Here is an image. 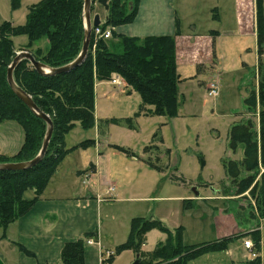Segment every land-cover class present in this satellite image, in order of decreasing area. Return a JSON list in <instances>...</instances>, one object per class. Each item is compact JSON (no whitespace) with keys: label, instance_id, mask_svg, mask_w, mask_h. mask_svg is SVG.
Wrapping results in <instances>:
<instances>
[{"label":"trees","instance_id":"1","mask_svg":"<svg viewBox=\"0 0 264 264\" xmlns=\"http://www.w3.org/2000/svg\"><path fill=\"white\" fill-rule=\"evenodd\" d=\"M141 0H109L110 9L106 11L107 23L102 27H118L133 23ZM85 0H40L29 7L26 21L14 25L5 21L0 25V123L16 120L24 128V143L15 155L0 154V163L24 162L39 153L47 123L37 116L13 91L7 80V71L16 57L14 39L26 36L25 50L31 52L36 60L56 68L74 61L80 54L85 38L84 22ZM95 2V0H94ZM94 2L92 11L94 10ZM21 0H11L13 9L20 7ZM179 33V30H177ZM46 38L47 50L33 49L36 41ZM122 51L111 50L105 39L92 38L90 53L83 64L77 68L56 75L45 76L37 72L28 59L22 60L14 70L16 83L32 96L36 104L54 122V132L44 159L36 166L19 171H0V230L2 238L10 223L28 213L40 199L45 188L64 157L74 148H86L95 140L88 139L76 146L66 148V135L76 125L88 130L96 125L95 83L109 81L113 74L119 75L137 92L143 106H151L152 114L172 117L180 105L177 48L174 36H148L143 42L138 37H122ZM257 38L258 51L264 52V10L263 0H257ZM141 42V43H140ZM95 44V51L92 46ZM94 51V52H93ZM258 89L251 88L244 98L249 112L259 115V127L252 118L234 123L229 131V144L233 151L243 145L241 160L224 161V169L234 187L236 196H247L255 200L257 211L264 223V62H260ZM112 122L118 123L116 118ZM43 129V131H41ZM41 132V133H40ZM118 147V146H117ZM122 149L121 147H118ZM148 164L158 168L153 162ZM29 191L32 197H27ZM187 207L191 206L188 201ZM255 211L253 210V214ZM257 215H252L255 218ZM159 229L166 234L151 251L142 249L146 234ZM261 229L252 235L254 246L249 254L255 253L241 264H264ZM86 236H90L87 234ZM245 236H222L210 242L185 244L182 226L169 229L162 221L152 217L132 219L131 232L127 240L117 246L112 255L104 258L103 264L112 263L116 255L124 250H133L139 255L138 264H189L201 256L214 252H224L230 244ZM22 251L33 255L23 245ZM64 264H86L85 241H68L61 251Z\"/></svg>","mask_w":264,"mask_h":264},{"label":"rangeland","instance_id":"2","mask_svg":"<svg viewBox=\"0 0 264 264\" xmlns=\"http://www.w3.org/2000/svg\"><path fill=\"white\" fill-rule=\"evenodd\" d=\"M247 9L250 12V8ZM97 13L105 18V8L95 0L92 15ZM255 15L254 24L257 22ZM118 27L103 28L111 32L105 40L115 52L122 51V37L128 36L120 32ZM145 38L139 39L143 42ZM225 42L221 53L223 56H220L221 64L212 68V71L198 74L196 68L194 71L181 70L182 76L187 78L178 84L180 105L175 116L166 118L152 113L144 114L140 95L135 91L126 93L122 80L115 77L113 82L120 81V86L112 84L106 88L122 94L117 97L110 95L108 98L98 96L96 125L86 130L77 122L67 133L66 148L88 139H96L97 142L95 140L86 148L78 147L70 151L62 160L63 164L60 163L61 171L66 172L78 165L89 170L92 163L96 164L97 158H105L102 168L105 165L110 170L109 179L115 183L120 199L117 202L108 201L103 208L104 238L110 245L116 242L115 248L124 243L131 232L133 218L129 221L130 216H153L171 230L182 226L185 244L215 240L222 235L223 228L229 230L232 226L229 221L233 218V225L237 224L239 228L224 236L245 235L230 244V247L234 246L240 252L241 260L234 257L238 255L231 256L229 247L224 252L206 254L191 261V264L244 263L252 256H248L244 245L246 240L253 241L252 235H246L252 232L249 231L252 227L261 229L264 257V223L262 217L258 216L260 213L256 201L247 196H236L224 169L225 160H241L244 155L243 145L237 151L230 147L231 126L252 118L259 127L258 110L249 112L244 98L251 88L258 89L257 72L260 62H264V52L259 53L258 39L254 35L240 37L235 34L225 38ZM27 43L26 36L14 40L16 55L20 51H28L24 49ZM48 45V39L42 38L34 43L33 49L40 47L47 50ZM92 48L95 51V44ZM200 60L204 63L205 59ZM196 73L198 77H188ZM212 77L219 78V81L214 79L216 81L209 83V88L212 83L215 84L218 91L216 96L210 95L206 83L200 82ZM113 118L119 122H112ZM1 123H16L24 135V143L25 131L20 123L16 120ZM22 145L12 154H0L15 155ZM148 161L159 167L151 166ZM26 195L32 197L33 192L29 191ZM188 201L190 207L186 206ZM253 210L257 215L255 218L252 217ZM227 213H230L231 218L228 217L227 222H224L223 216ZM165 237V233L153 229L146 234L143 246L151 251ZM127 251H122L123 256L119 257L121 253L116 255L115 259L118 260L115 264L124 263ZM0 253L5 257L10 253L15 258L3 242H0Z\"/></svg>","mask_w":264,"mask_h":264},{"label":"crops","instance_id":"3","mask_svg":"<svg viewBox=\"0 0 264 264\" xmlns=\"http://www.w3.org/2000/svg\"><path fill=\"white\" fill-rule=\"evenodd\" d=\"M39 1L21 0L20 7L13 9L11 0H0V25L5 21H11L14 25L24 24L29 7ZM255 14H257V0H141L134 22L122 25L118 30L125 35L138 38L174 36L178 72L184 80L187 77L182 76L181 70L194 71L196 68L199 74L210 72L212 68L221 64L220 56H223L221 53L224 51L225 38L235 34L240 37L254 35L257 38V22L255 24L253 22ZM101 19L104 21L105 18L101 16ZM249 19L252 21L250 22ZM200 58L205 59L204 63H201ZM197 73L188 77L196 78ZM115 77L122 80V87L125 86L126 93L134 92L117 74H114L109 81H96L95 113L98 96L108 98L110 95L117 97L122 94L120 91L115 93L116 91L112 92L106 88L107 85H116L113 82ZM214 79L219 81L217 77ZM214 79L212 77L206 82H200L206 83L208 89L209 83L212 80L216 81ZM143 107L144 114L151 113L153 109L151 106ZM23 139L21 128L16 123L0 124V153H14L22 145ZM104 161V156H101L97 158L96 164L92 163L89 170H85V167L79 168L78 165L66 172L60 169L63 163L59 164L33 208L9 224L5 237L2 238V230H0V242L5 243L9 251L15 255L14 258L9 253L8 257L7 255L5 257L0 253V264H64L61 259L64 244L78 239L85 241L86 264H103L102 260L107 257V252H114L117 245L114 242L111 246L104 238L103 208L108 201L120 200L115 183L109 179L110 170L105 165L102 168ZM104 184L107 187L102 188ZM110 186L114 188L112 192L109 191ZM229 214L223 216L224 222H227ZM135 217L144 216H130L129 221ZM233 220L231 218L229 221L232 225L229 230L223 228L222 235L217 238L239 228L237 224L233 225ZM253 230L254 227L249 229V231ZM87 234L90 236H86ZM165 239L166 237L159 242ZM19 245H23L33 255L26 254ZM143 250L149 251L145 246ZM245 250L249 256V251L246 248ZM127 252L123 264H133L136 253L130 249ZM230 253L231 256L238 255L234 257L241 260L242 256L236 247H230ZM120 256H123L122 253ZM117 260L118 258L108 264H115Z\"/></svg>","mask_w":264,"mask_h":264},{"label":"water","instance_id":"4","mask_svg":"<svg viewBox=\"0 0 264 264\" xmlns=\"http://www.w3.org/2000/svg\"><path fill=\"white\" fill-rule=\"evenodd\" d=\"M94 0H85L84 2V22H85V38L83 42V47L78 55V57L72 61L71 63L61 66L52 68L48 65L36 60L34 55L29 51H20L17 53L16 57L14 58L12 64L9 66L7 71V80L10 87L16 93V95L41 119H43L47 123V131L46 135L42 144V147L33 159L24 161V162H11V163H0V171H19V170H27L38 163H40L49 148L50 141L53 136L54 132V122L50 115L45 113L34 101L32 96L28 94L22 87H20L14 78V70L18 66V64L24 60L28 59L32 66L37 70V72L41 75L51 76L56 75L64 72H69L81 64L84 63L86 58L90 53V45L93 38V30L95 27L101 26L103 23H107L108 17L105 16L104 21L101 19V15L99 13L92 15V5ZM97 2L102 5L106 11L110 9L109 0H97ZM139 263V255H137V259L133 262V264Z\"/></svg>","mask_w":264,"mask_h":264},{"label":"built area","instance_id":"5","mask_svg":"<svg viewBox=\"0 0 264 264\" xmlns=\"http://www.w3.org/2000/svg\"><path fill=\"white\" fill-rule=\"evenodd\" d=\"M110 35H111V32L109 30H104L102 25L98 26V27H95L94 30H93V38L95 40L107 39V38L110 37ZM118 79H120V78L118 77ZM114 84L120 86L121 83H120V81H118V82H114ZM209 93L212 96H216V94L218 93L217 88L215 87L214 83L211 84V87L209 88ZM113 190H114V188L111 187L109 191L112 192ZM263 221H264V219H263ZM244 245H245V247L248 250H251L253 248V246H254V243H253L252 240L251 241L250 240H246V241H244ZM112 253L113 252H107V254H106L107 257L112 255ZM252 256H256V254L253 253Z\"/></svg>","mask_w":264,"mask_h":264}]
</instances>
